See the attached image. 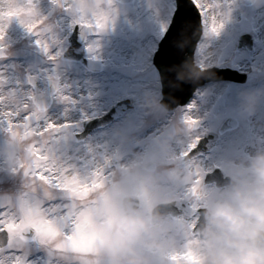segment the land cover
I'll use <instances>...</instances> for the list:
<instances>
[{
	"label": "rangeland",
	"instance_id": "obj_1",
	"mask_svg": "<svg viewBox=\"0 0 264 264\" xmlns=\"http://www.w3.org/2000/svg\"><path fill=\"white\" fill-rule=\"evenodd\" d=\"M233 1L222 4L219 0H200V5L213 6L217 23L223 27L217 33L211 32L213 13L204 15V36L196 49L195 63L201 69L239 66L238 71L251 76L250 82L245 87L224 83L201 88L187 106L174 113L161 108L149 112L143 106L146 95L160 99L158 75L149 61V51L154 48V39L160 38L167 27L172 0H135L128 6L111 0H62V4L60 0H43L37 5H41L42 11L36 18L32 14L26 21L21 18L23 26L20 27L11 23L10 17L0 15L5 38L10 36L9 32L16 35L43 12H52L45 20V32L38 37L42 44L47 43L48 50L36 43L38 39L34 40L37 45L31 41L23 43L20 48H11L12 56L22 61L2 63L0 70V108L3 110L0 114V211H5L17 223L35 227L38 232L34 243L18 241L11 249L1 251L0 262L8 264L10 255H18L25 264H75L68 262L71 259L80 264V257L93 255L99 239L98 225L103 221L91 214V210L99 209L102 194L114 190V174L107 167V161L116 159L117 171L129 168V173L147 163H154L155 170L172 167L173 161L156 147V140L170 132H179L184 138V143L173 149V156L180 157L202 133L216 130L226 117H235L239 122L237 130L223 135L210 155L184 164L193 182L199 174L202 197L197 199L191 194V182H162L160 188L166 197L175 200L188 194L186 199L195 209L206 207V196L217 191L214 187L202 186L205 172L216 166L228 175L231 162L264 150V84L252 85L264 76V0L240 12L232 9ZM64 4L68 7L65 11ZM17 5L20 6H11L9 11L23 9L20 1ZM37 6L33 8L29 4L23 10L30 11ZM260 6L261 10L256 9ZM239 17L243 18L240 23ZM75 22L93 24L99 30L97 37L89 39L87 44L88 56L104 61L99 75H89L79 65L61 60L67 40L60 35L70 31ZM101 22L105 24L102 31L98 27ZM240 32L255 34L257 44L252 54L235 52L234 42ZM0 44L12 43L3 40ZM25 71L43 74V88L48 79L61 82L47 111L40 112L30 104L31 92L23 80ZM11 91L16 95L11 97ZM245 92L262 93L251 114L242 111L241 94ZM124 97L138 100L137 109L82 143L74 140L82 121L103 114ZM185 117L205 125L192 130ZM152 127L155 130L149 132ZM185 132L190 136L184 137ZM18 144L26 146L28 159L13 163L12 153ZM98 147L104 153L102 157L97 154ZM135 187L134 178L126 181L128 194ZM173 221L177 225L171 240L176 250L174 255L189 250L194 254L197 242L187 233L194 222ZM170 263L164 259L158 261V264Z\"/></svg>",
	"mask_w": 264,
	"mask_h": 264
},
{
	"label": "clouds",
	"instance_id": "obj_2",
	"mask_svg": "<svg viewBox=\"0 0 264 264\" xmlns=\"http://www.w3.org/2000/svg\"><path fill=\"white\" fill-rule=\"evenodd\" d=\"M261 95L242 93V111L254 112ZM143 106L147 111L161 108L151 95L145 96ZM188 136L190 133L185 132L184 137ZM182 143L184 138L176 131L156 140L158 151L173 161L172 167L155 171L134 167L131 173H114V190L102 194L99 209L91 210L103 221L98 225L95 252L80 257V264H158L161 259L172 264L176 250L171 240L177 225L161 210L173 201L162 193L160 186L163 181L191 182V188L195 184L180 157L173 156L174 146ZM12 155L13 163L27 160L26 146L16 145ZM227 174L228 183L206 196L207 206L196 234L195 264H264V150L231 162ZM130 178L135 179L136 187L128 194L126 181ZM198 192L202 197L200 185ZM133 196L142 207L133 206ZM59 255L67 259L66 254Z\"/></svg>",
	"mask_w": 264,
	"mask_h": 264
},
{
	"label": "snow or ice",
	"instance_id": "obj_3",
	"mask_svg": "<svg viewBox=\"0 0 264 264\" xmlns=\"http://www.w3.org/2000/svg\"><path fill=\"white\" fill-rule=\"evenodd\" d=\"M197 4L200 5V0H197ZM202 7V11L205 12L207 15L208 13H213V6L212 5H207ZM20 11H24L21 9ZM18 15L19 13H12L9 12L7 13V16L11 17L12 15ZM105 19H107V16L105 15ZM3 20V16H0V21ZM99 29L102 31L105 28V24L103 22L99 23L98 25ZM223 27L222 23H217L215 14L213 13L211 16V32L217 33L219 29ZM36 28V25L29 24L28 25V31L33 32ZM4 39V27L0 25V41H3ZM36 43L38 45L42 44L41 40H37ZM42 47L45 51L48 50V45L47 43H43ZM4 54V46L0 44V57H2ZM186 123L189 126H194L196 124V121L192 119L191 117H185ZM195 146V142L191 145V147ZM200 179H199V174L197 173V179L195 181V184L191 188V194L197 199L199 198V192H198V187L200 185ZM25 225L22 223H17L16 220L12 217H9L6 215L5 211H0V232H7L8 234V243H7V248L11 249L14 245L18 243V241L23 239V232L25 231ZM173 261H181L184 260L188 262V264H195L196 257L194 254L189 250L188 252L180 255H173L171 257ZM0 264H3V262H0ZM8 264H25V261H23L18 255H10Z\"/></svg>",
	"mask_w": 264,
	"mask_h": 264
},
{
	"label": "water",
	"instance_id": "obj_4",
	"mask_svg": "<svg viewBox=\"0 0 264 264\" xmlns=\"http://www.w3.org/2000/svg\"><path fill=\"white\" fill-rule=\"evenodd\" d=\"M53 88H54V87L51 86V90H53ZM47 104H48V100H47V99L45 100V102H42V103H41L42 107H46ZM232 126H233V122H232V121H228V122L225 124L224 129H226V128H230V127H232ZM165 209H166V207L163 206V207H162V210H165Z\"/></svg>",
	"mask_w": 264,
	"mask_h": 264
},
{
	"label": "bare ground",
	"instance_id": "obj_5",
	"mask_svg": "<svg viewBox=\"0 0 264 264\" xmlns=\"http://www.w3.org/2000/svg\"><path fill=\"white\" fill-rule=\"evenodd\" d=\"M4 1V0H3ZM3 1H2V5H1V9H4V7H5V4L3 3ZM2 110V109H1ZM55 176H52V178H54ZM100 206V205H99ZM99 206H98V208H99ZM86 210H83L82 212H85Z\"/></svg>",
	"mask_w": 264,
	"mask_h": 264
}]
</instances>
